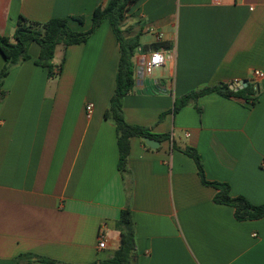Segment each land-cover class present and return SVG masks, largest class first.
Wrapping results in <instances>:
<instances>
[{
    "label": "crops",
    "instance_id": "0c3cea01",
    "mask_svg": "<svg viewBox=\"0 0 264 264\" xmlns=\"http://www.w3.org/2000/svg\"><path fill=\"white\" fill-rule=\"evenodd\" d=\"M109 1L0 0V32L12 37L21 16L83 17L70 27L86 31ZM125 28L146 41L135 55L124 118L169 138L156 139V149L132 138L129 171H119L116 128L104 116L120 59L108 21L86 43L57 48L55 63L64 61L58 78L35 64L41 48L32 43L31 59L12 69L0 99V264H40L23 254L60 264L111 258L127 207L136 264H264V218L238 221L233 207L215 203L217 190L179 149L198 151L209 181L264 204V0H138ZM157 32L172 45L170 59L139 77ZM4 64L0 53V71ZM242 80L257 86L255 105L211 93L174 112L178 98Z\"/></svg>",
    "mask_w": 264,
    "mask_h": 264
},
{
    "label": "trees",
    "instance_id": "16d2710c",
    "mask_svg": "<svg viewBox=\"0 0 264 264\" xmlns=\"http://www.w3.org/2000/svg\"><path fill=\"white\" fill-rule=\"evenodd\" d=\"M138 0H110L106 6L95 9L92 16V25L86 31H75L70 27V21L84 23L83 17L52 18L46 22H38L21 16L12 37L4 36L0 32V53L5 59V64L0 71V99H4L7 92L3 89L6 78L12 69L23 62L29 61L30 46L32 43L39 44L41 50L37 66L47 70L49 78L61 76L64 61L55 63V54L59 46L66 49L72 45L83 44L100 28L103 22L108 21L120 46V59L116 74V87L105 111V118L111 121L117 133L119 150L118 168L122 175L129 171L128 159L131 149V140L134 137H150L160 141L168 139L169 135H154L145 127L130 125L124 118V99L134 91L136 86L135 55L141 47L142 31L133 32L132 28H125L130 8ZM171 50L170 42L156 43L152 50ZM217 93L223 97L237 98L245 103L255 105L259 100L258 88L250 83L238 92L230 89L228 84H219L213 87H204L192 92L175 101L174 112L187 106L192 99H197L207 94ZM191 157L198 168L201 182L217 190L214 202L228 205L235 209V218L238 221H251L264 218V204L254 205L244 196H233L231 186L228 183L211 182L207 179L204 165L198 151L190 146L180 148ZM119 232V247L114 256L94 264H136V229L133 213L129 207L121 211L120 218L116 223ZM20 259L35 261L40 264H60L58 261L34 254H23Z\"/></svg>",
    "mask_w": 264,
    "mask_h": 264
},
{
    "label": "built area",
    "instance_id": "2783aa9c",
    "mask_svg": "<svg viewBox=\"0 0 264 264\" xmlns=\"http://www.w3.org/2000/svg\"><path fill=\"white\" fill-rule=\"evenodd\" d=\"M163 33H156V40L158 43L163 42ZM170 59L168 52L165 49H159L155 51H151L142 57H140V68L142 70V77L147 75H151L156 69L164 66L167 61ZM254 75L259 77L261 75L260 71H254ZM92 111V106L88 107V112ZM107 246V240L104 234H100V243L99 248L105 249Z\"/></svg>",
    "mask_w": 264,
    "mask_h": 264
},
{
    "label": "water",
    "instance_id": "95a60500",
    "mask_svg": "<svg viewBox=\"0 0 264 264\" xmlns=\"http://www.w3.org/2000/svg\"><path fill=\"white\" fill-rule=\"evenodd\" d=\"M139 77H142V70L140 71ZM248 84H249V81L247 80L238 81V82L231 84L230 89L238 92L246 88ZM142 139L145 141L146 145L152 149H156L160 145L159 141L156 139H152L150 137H143Z\"/></svg>",
    "mask_w": 264,
    "mask_h": 264
},
{
    "label": "rangeland",
    "instance_id": "374dc122",
    "mask_svg": "<svg viewBox=\"0 0 264 264\" xmlns=\"http://www.w3.org/2000/svg\"><path fill=\"white\" fill-rule=\"evenodd\" d=\"M145 39H146L145 36L142 35L141 40H140L141 45L144 44V41H146ZM139 49H140V48H139ZM139 49H138V50H139ZM140 51H141V49H140Z\"/></svg>",
    "mask_w": 264,
    "mask_h": 264
}]
</instances>
